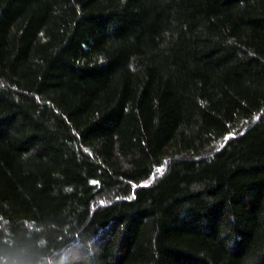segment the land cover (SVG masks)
Wrapping results in <instances>:
<instances>
[{"label":"trees","instance_id":"16d2710c","mask_svg":"<svg viewBox=\"0 0 264 264\" xmlns=\"http://www.w3.org/2000/svg\"><path fill=\"white\" fill-rule=\"evenodd\" d=\"M0 264H264V0H0Z\"/></svg>","mask_w":264,"mask_h":264},{"label":"snow or ice","instance_id":"6c2138e0","mask_svg":"<svg viewBox=\"0 0 264 264\" xmlns=\"http://www.w3.org/2000/svg\"><path fill=\"white\" fill-rule=\"evenodd\" d=\"M227 139V138H226ZM159 171V170H158Z\"/></svg>","mask_w":264,"mask_h":264}]
</instances>
